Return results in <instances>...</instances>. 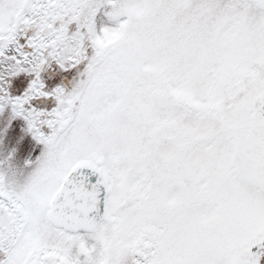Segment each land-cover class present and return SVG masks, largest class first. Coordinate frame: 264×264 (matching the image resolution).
<instances>
[{"label":"snow or ice","instance_id":"6c2138e0","mask_svg":"<svg viewBox=\"0 0 264 264\" xmlns=\"http://www.w3.org/2000/svg\"><path fill=\"white\" fill-rule=\"evenodd\" d=\"M4 113L0 264H264V0H0Z\"/></svg>","mask_w":264,"mask_h":264},{"label":"rangeland","instance_id":"374dc122","mask_svg":"<svg viewBox=\"0 0 264 264\" xmlns=\"http://www.w3.org/2000/svg\"><path fill=\"white\" fill-rule=\"evenodd\" d=\"M10 117L8 113L0 115V142L4 141L11 131L8 126ZM20 131H24V124L20 121ZM22 146L0 153V173L4 176L8 187L19 189L30 176L33 168L29 167V163L38 158L39 153L33 154L28 151L27 145L30 144V136H22Z\"/></svg>","mask_w":264,"mask_h":264},{"label":"flooded vegetation","instance_id":"af4514ba","mask_svg":"<svg viewBox=\"0 0 264 264\" xmlns=\"http://www.w3.org/2000/svg\"><path fill=\"white\" fill-rule=\"evenodd\" d=\"M22 123H23V121H21ZM24 124V123H23ZM35 142L34 141H32V139H31V136H30V144H34ZM33 154H35V153H41L42 152V150H43V146H34L33 147ZM0 175H2L1 173H0ZM3 176V175H2ZM4 177V176H3ZM4 182H5V185H7L6 184V180H5V178H4ZM8 186V185H7Z\"/></svg>","mask_w":264,"mask_h":264}]
</instances>
